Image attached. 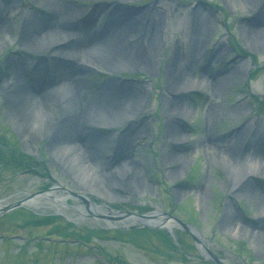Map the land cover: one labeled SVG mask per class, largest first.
Wrapping results in <instances>:
<instances>
[{"label":"rangeland","instance_id":"1","mask_svg":"<svg viewBox=\"0 0 264 264\" xmlns=\"http://www.w3.org/2000/svg\"><path fill=\"white\" fill-rule=\"evenodd\" d=\"M65 1L90 17L86 35H101L121 16L138 19L123 31L125 46L146 49V26L160 20L158 44L135 67L121 66L125 62L97 43L86 52L90 57L52 52L53 38L31 50L30 27L57 29L61 19L47 0H0V199L55 190L68 196L71 206L60 212L73 224L57 218L33 225L34 217L56 214L47 204L2 213L0 236L7 239L0 238V264H108L105 258L115 264H214L202 259L206 248L196 247L182 228L174 229L175 248L164 228L118 232L110 227L117 221L96 211L82 217L74 208L82 202L76 194L114 210L171 212L200 228L204 245L227 264H264V35L259 41L251 33L264 29V0ZM197 15L208 30L196 45ZM74 27L83 29L81 22ZM172 63L184 81L197 84L177 89L176 74H168ZM58 73L73 90L77 110L66 112ZM222 77L225 82L215 85ZM127 87L139 96L136 108L103 121L109 117L106 98ZM187 109L191 114L182 116ZM67 128L80 141L87 175L57 151ZM83 144L93 154L84 153ZM227 147L245 156L239 168L220 158ZM12 154L20 164H13ZM74 239L79 244L67 242ZM89 244L100 252L84 248Z\"/></svg>","mask_w":264,"mask_h":264},{"label":"bare ground","instance_id":"2","mask_svg":"<svg viewBox=\"0 0 264 264\" xmlns=\"http://www.w3.org/2000/svg\"><path fill=\"white\" fill-rule=\"evenodd\" d=\"M39 1V0H38ZM67 2L65 0H47V8L52 10V14L55 15V17H58L61 19V22L58 23L57 29H44L39 27H30V34H28L26 38V46L28 49L31 50H37L41 47V45L44 43V41L49 40L53 38L57 40L54 42L57 46L56 49L52 52L58 53L60 56L67 54V59H70L71 57H74L76 54H82L81 56L90 57L87 53L89 50L94 49L95 44L101 45L99 48L101 51H103L104 54H106L108 57H111V59H116L117 61H123L125 63H120L121 66L127 65L129 67H135L139 63H143V59L145 58V54L153 51L158 44V40L156 38V27L158 25H161L160 20L153 19L148 23L145 30V39L147 41V45L145 46L146 49H142L140 44H129V46H125L123 44L122 35L124 30L126 32H129L132 27L135 26V24L139 23L138 19L132 20L131 22L128 21V18L125 16H121L118 19L112 21L108 28L104 30V32L101 35H86L88 34V25L87 22H90V17H83V14L75 11V8L72 9L70 5L66 4ZM78 13V16H77ZM78 19L77 22H75ZM84 20L85 22H82ZM127 20V21H126ZM82 23V30H78V28L74 27L75 23ZM195 40L194 43H197L201 40V38L204 36V34L208 30V24L207 20L205 18H202L201 16L197 15L195 19ZM6 25V24H5ZM1 31H5V29H0ZM0 31V32H1ZM104 39L101 38V36L104 34ZM249 32V31H248ZM251 32V31H250ZM251 33L257 36V39L259 41L262 40V36L264 35V29L263 30H253ZM102 41L100 42V40ZM99 42V43H98ZM127 47V48H126ZM193 51L197 52L198 49L193 47ZM87 52V53H86ZM66 56V55H65ZM116 61V62H117ZM119 65V64H118ZM119 65V66H120ZM11 66V64H10ZM176 74L174 85H177V89H187L194 87L197 82H194L195 80H188L184 81V79L179 75L178 70L175 68V65L172 63L170 69L168 70L169 75ZM59 79L63 78L62 84V99H63V105L67 113L71 112V110L76 109L77 105L74 103L73 99V90L69 89L66 85H69L67 82V79H64V75L61 73H58ZM174 76V75H173ZM172 76V78H173ZM225 82V77H222L220 81L216 82L215 85L218 83ZM70 83V82H69ZM180 84L185 87H179ZM211 89H214L215 85ZM17 86V84L14 85V87ZM72 86V85H71ZM23 91L24 94L21 95L23 97L26 92L23 89H20ZM132 89H129V87L120 89L118 92L112 94V92L109 94V96L106 98V105L105 106L108 111L109 117L105 120L113 121L111 118L119 115L121 113L122 108H126L128 106H131L133 109H135V105H137L138 102H140L139 96H133L134 93L132 92ZM43 93V92H42ZM59 93V92H58ZM42 95H39V97ZM17 100V99H16ZM131 108V109H132ZM131 112V111H130ZM48 114V113H47ZM191 114L190 110H183L181 113L182 116L186 117V115ZM50 116V115H49ZM47 116V117H49ZM95 120V119H94ZM97 120V119H96ZM107 123V122H104ZM134 131V128L131 126L128 130V132L123 133V137L121 138V142L126 140L125 137H127L128 134ZM64 133L59 136L58 140L61 144H58L57 151L60 152L65 160H67L70 164L74 165L76 167V173L81 172L85 170V174L87 175L88 172L91 171L90 166L86 165L85 168H83V165L85 164V160L82 156V154H79L78 152V145L79 140L75 138L74 132L72 128H67L63 131ZM87 135V134H86ZM259 133L257 132L255 134V140H258ZM79 141V142H78ZM126 144V142L124 143ZM123 144V145H124ZM88 145V144H86ZM86 145L83 144V151L87 152L89 156L92 152L86 147ZM86 149V150H85ZM120 149V147H119ZM223 152V155L220 156V158L226 161H229L232 163L233 167L239 168L242 162L245 160V156L241 151L236 150L234 147H227ZM93 154V153H92ZM95 157V155H94ZM249 165L255 169L256 163L252 161L251 159H246L245 165ZM104 164V163H102ZM237 170V169H236ZM79 173V174H81ZM104 174L107 175V170L104 171ZM240 194L241 192L238 191ZM244 193H242L243 195ZM48 197V194H44L41 196H38L32 201V204L35 206H39V204H48L49 206H52L53 208H57L60 210V205L64 204V197L60 196L56 193H54V196L52 199L46 198ZM80 209V207H78ZM261 214H264L262 212ZM264 234V232H262ZM263 245H264V239H263Z\"/></svg>","mask_w":264,"mask_h":264},{"label":"water","instance_id":"3","mask_svg":"<svg viewBox=\"0 0 264 264\" xmlns=\"http://www.w3.org/2000/svg\"><path fill=\"white\" fill-rule=\"evenodd\" d=\"M84 202H89L87 198L83 195H79ZM31 202L30 198H25L23 200L16 201L14 203H9L6 205L2 204V201H0V210L3 212H6L8 210H11L13 208L28 205ZM116 216L114 217L118 221L121 222H130V223H140L139 225H126L125 227H141V226H148V227H163L166 226L169 230H171V226H182L187 232H189L195 239V242L197 244H202V240L200 238V232L197 230V228L193 225H190L188 223L183 222L178 217L174 216L171 213L166 212H158V213H152V214H144L139 215L133 212H116ZM208 254L211 256L212 260L216 264H224V262L216 257L213 252H211L209 249H207Z\"/></svg>","mask_w":264,"mask_h":264},{"label":"trees","instance_id":"4","mask_svg":"<svg viewBox=\"0 0 264 264\" xmlns=\"http://www.w3.org/2000/svg\"><path fill=\"white\" fill-rule=\"evenodd\" d=\"M54 219H55V217H53V216H46V217H42L39 219L34 218L32 223L36 226L47 225V224H51Z\"/></svg>","mask_w":264,"mask_h":264}]
</instances>
